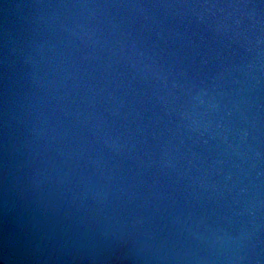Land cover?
Listing matches in <instances>:
<instances>
[{
	"label": "water",
	"instance_id": "obj_1",
	"mask_svg": "<svg viewBox=\"0 0 264 264\" xmlns=\"http://www.w3.org/2000/svg\"><path fill=\"white\" fill-rule=\"evenodd\" d=\"M0 264H264V0H0Z\"/></svg>",
	"mask_w": 264,
	"mask_h": 264
}]
</instances>
